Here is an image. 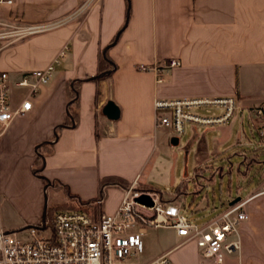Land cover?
Segmentation results:
<instances>
[{"label":"crops","instance_id":"obj_1","mask_svg":"<svg viewBox=\"0 0 264 264\" xmlns=\"http://www.w3.org/2000/svg\"><path fill=\"white\" fill-rule=\"evenodd\" d=\"M86 1L13 0L0 4V22L51 25ZM169 58L180 65L162 82L139 69ZM55 59L52 78L36 93L18 84L33 82L34 72ZM0 72L8 75L11 109L31 102L0 135V228L26 238L27 228L43 224L55 205L112 214L134 182L175 187L169 143L178 144L185 128L176 136L156 126L155 99L234 96L239 125L211 129H221L220 140L251 144L249 135L264 125V0H97L59 26L0 38ZM109 100L119 109L115 120L102 112ZM254 149L258 177L229 202L251 197L239 226L240 252L226 254L223 264H264V194H257L264 149Z\"/></svg>","mask_w":264,"mask_h":264},{"label":"built area","instance_id":"obj_2","mask_svg":"<svg viewBox=\"0 0 264 264\" xmlns=\"http://www.w3.org/2000/svg\"><path fill=\"white\" fill-rule=\"evenodd\" d=\"M97 0H87L71 16L51 25L10 26L0 22V38H20L41 32L65 23L82 14ZM13 0H0V4H11ZM63 51L59 56H63ZM49 64L34 72V81L23 78L18 84L29 86L32 94L41 85L47 84L53 76L55 64ZM180 65L176 58L163 60L161 64L141 65L142 71L150 70L162 82L171 68ZM31 107L28 99L15 109L9 107L8 75L0 72V135L17 117ZM155 125L168 128L176 136L184 132L185 124L217 128L225 126L233 118L237 102L234 96L182 97L176 99H155L153 103ZM218 109L212 111L211 109ZM205 109L204 112H199ZM258 113H260L258 111ZM257 136L264 145V125ZM257 194H264V180ZM146 195L151 205L139 202L138 197ZM250 196L239 198L217 212L204 223L190 222L181 213V208L166 201L161 191L139 189L134 182L123 193L121 201L112 214L98 212L96 215L85 211L64 209L54 213L51 231L43 233L45 222L39 226H29L28 235L21 238L15 231L0 228V264H125L126 260L144 251L143 236L148 228L173 229L179 242L175 247L194 242L205 260L201 264H223L226 254L240 252V224L248 218L245 210ZM101 198L95 200L99 206ZM170 252H166L148 264H173Z\"/></svg>","mask_w":264,"mask_h":264},{"label":"rangeland","instance_id":"obj_3","mask_svg":"<svg viewBox=\"0 0 264 264\" xmlns=\"http://www.w3.org/2000/svg\"><path fill=\"white\" fill-rule=\"evenodd\" d=\"M240 106L238 102L237 110L229 123L230 125L235 123V127L240 123L242 112ZM211 110L218 111L216 108ZM245 125L247 126L246 123ZM220 132V128L211 129L186 123L184 134L178 137L180 142L175 145L169 143L172 152L170 168L175 167L177 174L175 187L154 186L161 191L165 200L179 206L181 213L193 223H204L224 209L231 201V197L245 195L244 190L253 185V180L250 178L258 177V174L255 175V170L259 162L254 157L256 153L254 147L258 144L264 149V145L260 143L257 134L255 137L249 135L251 144L239 146L235 137L229 141L220 140ZM246 132H249L248 127ZM240 151H243L242 155H239ZM181 181L186 182L187 191L186 194L176 196V187ZM196 184L202 186L200 191L195 190ZM62 200L63 198L60 197L58 202L62 203ZM50 231L51 225L43 229L45 235ZM178 242L179 239L173 229L148 228L143 236L144 251L127 259L125 264H148ZM170 259L173 264H200L205 261L194 242L178 247L171 254Z\"/></svg>","mask_w":264,"mask_h":264},{"label":"water","instance_id":"obj_4","mask_svg":"<svg viewBox=\"0 0 264 264\" xmlns=\"http://www.w3.org/2000/svg\"><path fill=\"white\" fill-rule=\"evenodd\" d=\"M102 112H103V114H104L107 118H109V119H111V120H115V119H117L118 116H119V109H118V107H117V106H116L111 100H109V101L105 104V106L103 107ZM171 142H172V143H176V142H177V138H173V139L171 140ZM238 199H239V198H236L235 201H237ZM137 200H138L139 202H142V203H146V204L151 205V201L149 200V198H148L146 195H142V196L138 197ZM235 201H234V202H235Z\"/></svg>","mask_w":264,"mask_h":264},{"label":"trees","instance_id":"obj_5","mask_svg":"<svg viewBox=\"0 0 264 264\" xmlns=\"http://www.w3.org/2000/svg\"><path fill=\"white\" fill-rule=\"evenodd\" d=\"M139 189H156L154 187H147V186H140ZM158 190V189H156ZM176 194H184L186 192V188H185V185L184 184H179L177 187H176ZM55 208V209H54ZM63 209L62 207H59V206H55L51 209H48L46 210V221H45V225L48 226V225H52V218H53V215L56 211L58 210H61ZM72 210H79V211H84L85 209L83 208H80V207H76V206H73L72 207ZM51 213V214H50Z\"/></svg>","mask_w":264,"mask_h":264}]
</instances>
